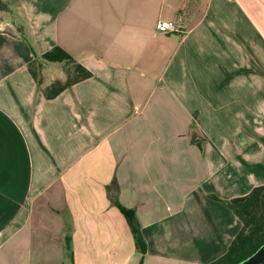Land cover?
Here are the masks:
<instances>
[{"label": "crops", "instance_id": "1", "mask_svg": "<svg viewBox=\"0 0 264 264\" xmlns=\"http://www.w3.org/2000/svg\"><path fill=\"white\" fill-rule=\"evenodd\" d=\"M3 1L0 264L225 254L242 222L220 199L264 185V0ZM55 46L92 76L47 98L63 63L41 84L28 64Z\"/></svg>", "mask_w": 264, "mask_h": 264}, {"label": "trees", "instance_id": "2", "mask_svg": "<svg viewBox=\"0 0 264 264\" xmlns=\"http://www.w3.org/2000/svg\"><path fill=\"white\" fill-rule=\"evenodd\" d=\"M0 12L12 14V9L6 1L0 0ZM34 52L36 57L29 62L28 68L39 84L42 83L44 67L49 62H62L69 65L65 79H56L43 88V93L47 98H54L74 83L92 76V71L60 46H55L41 54ZM212 197L220 199L216 195H212ZM220 200L240 218L242 228L231 241L227 252L209 264H234L249 256L264 243V185L254 187L246 195ZM120 207L133 226L138 248L142 253H145L146 242L140 230L134 227L135 211L123 205Z\"/></svg>", "mask_w": 264, "mask_h": 264}, {"label": "water", "instance_id": "3", "mask_svg": "<svg viewBox=\"0 0 264 264\" xmlns=\"http://www.w3.org/2000/svg\"><path fill=\"white\" fill-rule=\"evenodd\" d=\"M264 263V243L246 258L234 264H262Z\"/></svg>", "mask_w": 264, "mask_h": 264}, {"label": "built area", "instance_id": "4", "mask_svg": "<svg viewBox=\"0 0 264 264\" xmlns=\"http://www.w3.org/2000/svg\"><path fill=\"white\" fill-rule=\"evenodd\" d=\"M158 27L167 31H180L179 24L174 20H160L158 21Z\"/></svg>", "mask_w": 264, "mask_h": 264}, {"label": "rangeland", "instance_id": "5", "mask_svg": "<svg viewBox=\"0 0 264 264\" xmlns=\"http://www.w3.org/2000/svg\"><path fill=\"white\" fill-rule=\"evenodd\" d=\"M11 15V16H10ZM6 14L5 12L4 13H1L0 12V30H2V29H6V22H7V20L9 19V18H11L12 17V14ZM13 16H14V14H13ZM66 64V63H65ZM63 64V70H65L66 72H67V68H69V65L68 64ZM59 69V68H58ZM57 70V69H56ZM61 70V69H60ZM58 71V70H57Z\"/></svg>", "mask_w": 264, "mask_h": 264}]
</instances>
